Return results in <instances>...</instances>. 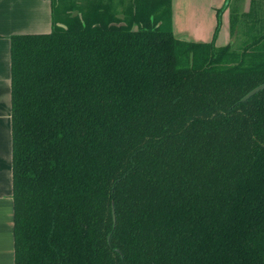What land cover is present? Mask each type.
<instances>
[{"label":"trees","instance_id":"16d2710c","mask_svg":"<svg viewBox=\"0 0 264 264\" xmlns=\"http://www.w3.org/2000/svg\"><path fill=\"white\" fill-rule=\"evenodd\" d=\"M130 2L11 40L15 264H264V0L210 43Z\"/></svg>","mask_w":264,"mask_h":264},{"label":"crops","instance_id":"0c3cea01","mask_svg":"<svg viewBox=\"0 0 264 264\" xmlns=\"http://www.w3.org/2000/svg\"><path fill=\"white\" fill-rule=\"evenodd\" d=\"M171 2L173 30L178 40L212 42L218 13L228 0ZM230 17L229 9L221 14L218 39L222 36L226 42L218 47L231 42ZM53 30L52 0H0V264H15L11 40L15 36L47 35Z\"/></svg>","mask_w":264,"mask_h":264},{"label":"rangeland","instance_id":"374dc122","mask_svg":"<svg viewBox=\"0 0 264 264\" xmlns=\"http://www.w3.org/2000/svg\"><path fill=\"white\" fill-rule=\"evenodd\" d=\"M108 1V3H107V5H109V9H111V8H116V11L115 12H117L118 14H119V16H118V18L119 19H123V11H124V9H125V7L128 9L129 8V5H130V0H107ZM249 1H251V0H247L246 1V3H245V0L244 1H242V0H240V2H236V1H234V4L233 5H238V4H240V5H238L239 7V9H240V7H241V10H242V12L244 13L245 12V9H246V12L245 13H247V11H249ZM86 4H89V3H86ZM75 5V4H74ZM229 9V8H228ZM80 12V10L78 11V10H76L75 12H74V15H77L78 13ZM120 13H122V14H120ZM229 13L231 14V9H229ZM165 14V13H164ZM161 15V16H163V17H165V15ZM230 19H231V17H230ZM240 35V34H239ZM224 38L221 36V38L220 39H218V37H217V40H216V46L218 47V46H221V45H223L224 44V42H226L225 40H223ZM240 39V38H239ZM227 40V39H226ZM224 47V46H223Z\"/></svg>","mask_w":264,"mask_h":264},{"label":"water","instance_id":"95a60500","mask_svg":"<svg viewBox=\"0 0 264 264\" xmlns=\"http://www.w3.org/2000/svg\"><path fill=\"white\" fill-rule=\"evenodd\" d=\"M60 27L64 28V29H67L66 26L64 25H59ZM264 90V84L255 88L253 91H251L248 95H246L242 100L241 102L245 103L247 101H249L253 96H255L256 94H258L259 92L263 91ZM114 221H116V217H115V214H114Z\"/></svg>","mask_w":264,"mask_h":264}]
</instances>
